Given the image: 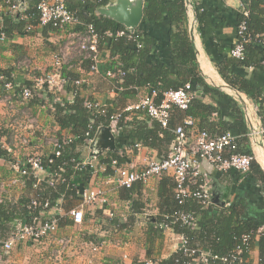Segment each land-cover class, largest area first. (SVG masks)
<instances>
[{"label":"trees","instance_id":"1","mask_svg":"<svg viewBox=\"0 0 264 264\" xmlns=\"http://www.w3.org/2000/svg\"><path fill=\"white\" fill-rule=\"evenodd\" d=\"M40 1L52 0H0V32L5 36L4 42H11L17 36L28 37L35 34H39L45 41L50 34L65 31L53 24L40 26L37 9ZM61 1L77 21L67 30L85 33L89 26L92 27L98 36L101 59L102 55H106L103 71L112 70L114 73H122V76L115 79L106 77L112 85L113 82L119 83L116 88L117 96L106 105L102 104L103 107L96 111L88 110L83 105L86 99L99 102L82 95L91 83L74 84L81 77L89 79L91 62L88 60L77 58L72 68H62V77L67 80L65 92L71 94V98H63L57 103H53V97L45 89L40 92L39 97V93L33 89V83H25L21 88L9 74L0 73L1 86L10 83L20 93L24 88L31 89L33 97L27 104H40L46 97L48 104L53 108L49 115L59 130L56 134L63 133L74 137L73 142L64 147L60 157L47 165L51 179L60 180L54 183L53 187L42 182L32 197L48 199L52 204L62 196L67 201L76 199V191L84 189V179L90 171L74 169L71 160H81L77 148L83 145L86 135H93L98 128L108 126L110 117L114 116H118L117 147L121 144V139L126 138L130 145L159 150L158 160L168 156L175 138L174 130L182 125L185 119H192L199 130L206 131L212 137L231 134L236 143L234 153L253 156L241 103L221 89L209 85L201 74L196 59L197 52L188 29L186 0H143L142 21L136 29V37L129 40L115 36L117 31L124 30L122 25L98 14L99 8L106 7L116 0ZM240 1L239 10L215 8L212 11L206 6L194 3L196 31L221 79L231 89L244 94L256 106L260 124L264 127V0ZM13 4L18 5L20 9L11 13L8 8ZM243 10L247 11V17H244ZM242 21L246 23L244 41L238 35V26ZM220 25L233 28L232 38H228L223 46L211 47L208 45L212 38L211 32L217 30ZM237 41L242 42L243 46L239 58L231 55ZM57 51L54 48L52 52ZM54 53L53 56L56 54ZM249 68L258 72L262 79H247L243 72ZM186 84L190 86L194 96L184 110L175 105L171 106L165 127L149 118L142 110H126L128 106L140 101L138 96L141 91H144V96L154 94L153 101L159 105L166 92L182 89ZM18 101L21 102L20 98ZM128 101L134 103L128 105ZM108 157L117 156L107 153L99 160L107 162L108 165ZM0 158L9 159L7 150L0 148ZM210 179L211 205L205 208L193 197H186L179 204L174 194L175 183L167 180L172 192L169 195V190L162 189L166 200L165 210L153 220H148L147 242L153 244L154 239L159 238L161 230L157 226L164 224L175 235L182 236L187 241L186 247L189 250L205 253L209 264H264V171L253 159L246 172L233 169L226 172L214 171ZM33 183L32 177H25L27 187L32 188ZM167 183H162V188ZM137 184L139 183L134 185ZM134 185L130 189H124L125 193L131 192ZM194 189L193 187L192 191ZM31 198L23 199L13 206L0 205V232L9 231L16 218H21L24 223L28 221L33 214L27 209ZM215 199L217 203H214ZM176 213L192 215L194 225H182L174 221L173 215ZM113 219L111 224L118 229L124 227L123 223ZM245 236L248 237L246 243L243 242ZM237 249H240L241 253L236 255ZM254 249L257 250L256 261L252 255ZM147 254L149 255V252ZM232 255H235L234 259H231ZM222 258L227 260L222 263ZM191 259L192 257L185 256L182 250H176L168 259L160 260L156 264H188ZM148 263L141 261L132 264Z\"/></svg>","mask_w":264,"mask_h":264},{"label":"crops","instance_id":"2","mask_svg":"<svg viewBox=\"0 0 264 264\" xmlns=\"http://www.w3.org/2000/svg\"><path fill=\"white\" fill-rule=\"evenodd\" d=\"M194 3L199 6H206L212 11L215 8L239 10L241 1L186 0L188 29L197 52V63L205 81L238 100L242 105L243 111L245 109L261 125L257 112L254 111L256 106L244 94L227 86L206 54L196 27L192 26L195 20ZM189 4L191 7L187 11ZM67 32L69 30L66 29L59 34H50L45 41L39 34H35L28 37L17 36L11 42L0 43V73L9 74L10 78L17 82V85L21 88L25 83H32V79L38 76L40 72L50 70L53 59L52 51L66 41ZM211 34L212 38H210L208 45L220 47L226 43L228 38H232L233 28L220 25ZM105 60L106 55H102L101 70L97 74H89L91 84L82 94L83 97L97 100L104 105L116 98V88L117 84H119L118 82H113L112 85L111 81L103 73ZM46 66L49 67L46 69ZM243 74L247 79H262L253 68H249ZM19 95L20 92L15 90V86L7 89L5 85H0V139L10 149L9 159L0 158V205L6 206L17 205L19 201L31 198L35 191L22 182L17 185L9 184V181L18 177L11 165L15 161L20 162L24 156L33 151H37L44 157L50 155L51 149L44 143L43 137L58 130L49 115L51 110L46 97L40 104L32 103L30 105L19 102ZM143 96L144 91H141L138 99L140 100ZM63 98L67 99L68 95ZM133 103V101L127 102L128 105ZM141 118L139 117V119ZM120 131L122 132V129ZM19 136H26L30 139L31 146L28 148L23 147L18 140ZM116 139V151L103 152L98 157H94L95 150L92 143L89 144L84 141L83 145L77 148L79 157L82 160H94L99 166L107 164V162H101L99 160L100 157L105 156L107 153L116 154V158L108 157V161L116 159L119 165H132L135 169L142 170L149 161L158 160L160 156L159 150L142 145H130L126 138H122L121 144L117 147ZM262 152H264V149L263 151L254 149L253 153L259 165H261L264 158ZM202 167L209 175L214 173V170L208 164L203 163ZM104 178H106V174L98 172L93 175L89 173L84 179V188L100 185L107 198L105 207L101 209L84 208V223L81 226H76L73 225L70 216L66 213L79 206L80 201L78 198L67 201L62 196L60 201L65 214L59 219L56 234L38 243H17L9 254V262L11 264H132L134 262L148 261L156 264L160 260L168 259L176 251L178 245L177 237L172 231L159 232L160 236L154 239L153 244L147 242V239L148 220H153L154 217L165 210L166 200L164 193H162L164 192L163 190H169V195L172 192L167 183V180L173 182L171 175L165 174L161 177H153L145 184L134 185L133 190L128 194L125 193L124 188H119L112 182L105 184L103 182ZM162 183H167V185L162 188ZM109 213L118 222L123 223L124 227L118 229V227L111 224L112 219L107 217ZM19 223L22 224L24 221L21 218L14 219L9 231L0 232V240L5 239L10 234L12 225ZM59 238H69L71 240L70 247L61 251L57 242ZM90 243L94 244V246L96 245L98 251H91L87 247ZM147 252H149V255ZM252 255L256 261V249H254Z\"/></svg>","mask_w":264,"mask_h":264},{"label":"built area","instance_id":"3","mask_svg":"<svg viewBox=\"0 0 264 264\" xmlns=\"http://www.w3.org/2000/svg\"><path fill=\"white\" fill-rule=\"evenodd\" d=\"M191 5L187 6V11ZM20 7L16 4L11 5L8 11L14 13ZM39 12V24L45 26L53 24L60 30H66L68 27L76 24V19L69 13L61 0L40 1L37 6ZM243 9V8H242ZM2 9L0 7V13ZM244 17H247V11L243 10ZM193 27H196L194 20ZM30 30V28H27ZM246 31V23L242 21L238 26V35L244 41L243 33ZM112 36L111 33H107ZM116 37H126L128 40L136 37V30L129 32L128 30H120L115 33ZM5 41V36L0 32V42ZM243 46L242 42L237 41L234 49L231 52L233 57L241 56ZM77 58H82L91 62L89 74H97L101 70L102 65L100 53L98 51V36L92 27H88L85 33L69 32L66 41L59 47L57 53L52 59V68L43 76H35L32 79L33 89L37 91L40 97V92L45 91L53 97V103L63 100L68 94L65 92L67 80L62 77V68H72L73 62ZM105 76L109 79H115L117 76H122V73H114L112 70H105ZM2 79V77H0ZM88 77H81L74 82L75 85L89 84ZM5 88H13L10 83L5 85ZM43 96V95H42ZM153 96H144L140 101L132 106H128L126 110H142L145 114L158 121L162 127H165L168 121L169 109L172 105L179 109H186L194 94L190 91V86L186 84L184 88L176 91H168L163 95V100L159 105L153 101ZM33 97V92L29 88H24L19 98L21 103H26ZM71 98L68 95L67 100ZM84 107L88 110L99 111L102 104L85 100ZM52 111V105H50ZM257 112V108L254 107ZM245 122L249 129L247 138L251 150L255 147H264V127L258 124V120L244 109ZM104 113V112H102ZM118 116L110 117L109 127L113 134L117 132ZM101 128V127H100ZM99 129V128H98ZM97 129V130H98ZM96 130V131H97ZM95 131V133H96ZM87 134L85 141L89 144L93 143L95 136ZM174 141L168 156L163 160H152L142 169L137 170L132 165H119L116 159L110 160L109 164H101L98 166L94 160L72 159L74 169H87L91 174L96 175L98 172L106 174L103 182L108 184L112 182L119 188L130 189L136 183L145 184L153 177H161L165 174H170L175 183V199L181 204L184 198L193 197L202 207L211 205L210 184L211 179L207 171L202 167L203 163L208 164L214 171L226 172L230 169L246 172L249 170L250 163L255 156L236 154L235 137L227 133L221 136L212 137L206 131L199 130L192 119H185L182 125L174 130ZM18 140L23 147L31 146V140L26 136H19ZM44 143L51 149L50 155L42 159V155L37 151H33L22 158L20 162H14L11 165L14 173L18 176L11 181L10 185H17L22 182L25 184V177H32L34 183L32 189L39 190L40 184L45 182L48 186L53 187L54 183L60 178L52 180L49 176L47 165L52 164L53 160L60 157L64 147L71 144L74 140L73 136L64 135L63 133H52L43 137ZM33 146V145H32ZM138 146V145H137ZM0 148L10 152L4 142L0 139ZM253 153V152H252ZM256 161V160H255ZM65 165V163L63 164ZM63 165L61 167H63ZM62 170V168H60ZM108 170L110 174H108ZM44 176V177H41ZM63 182V180H61ZM193 187L195 188L192 191ZM77 198L80 201L79 206L69 210L66 214L70 216L73 225L81 226L84 223L85 211L84 208L101 209L107 205V198L100 185H93L90 188H84L76 191ZM59 198L55 203H51L48 199L40 200L39 197H32L27 205V209L33 214L29 217L26 223L12 225L10 234L0 240V264H11L9 262V254L14 246L19 242H34L38 243L44 239H49L54 236L58 230L59 219L64 216L65 211ZM174 221L180 222L182 225H194L195 220L190 214L176 213L173 215ZM112 219L114 216L109 213L107 216ZM157 228L161 231H172L164 224H158ZM178 245L176 250H182L185 256L192 257L188 264H209L206 259V254L197 250H189L187 241L179 235H176ZM248 237H243V242L246 243ZM60 250L70 247L71 240L69 238H59L57 240ZM91 251H98L97 246L92 243L87 246ZM241 253L237 249L236 255ZM235 255L231 256L234 259ZM227 259L222 258V263ZM152 264V263H148Z\"/></svg>","mask_w":264,"mask_h":264},{"label":"water","instance_id":"4","mask_svg":"<svg viewBox=\"0 0 264 264\" xmlns=\"http://www.w3.org/2000/svg\"><path fill=\"white\" fill-rule=\"evenodd\" d=\"M98 14L122 25L129 32H133L139 27L143 18V0H116L106 7L99 8ZM115 135L109 127H101L96 131L92 143L95 150L94 157L100 156L103 152L116 151ZM254 149L263 151L264 147H255ZM262 153L264 155V152ZM260 167L264 171V158ZM214 203H217V199L214 200Z\"/></svg>","mask_w":264,"mask_h":264},{"label":"rangeland","instance_id":"5","mask_svg":"<svg viewBox=\"0 0 264 264\" xmlns=\"http://www.w3.org/2000/svg\"><path fill=\"white\" fill-rule=\"evenodd\" d=\"M59 47H60V46H59ZM59 47H56V51L59 49ZM53 53H54V52H53ZM55 53H56V52H55ZM55 53H54V54H55ZM52 58H53V56H52ZM48 67H49V66H46V69H47ZM51 68H52V64H51L50 70H51ZM50 70H48V71H43V70H42L43 72H40L39 75H40V76H43L45 73L49 72Z\"/></svg>","mask_w":264,"mask_h":264}]
</instances>
